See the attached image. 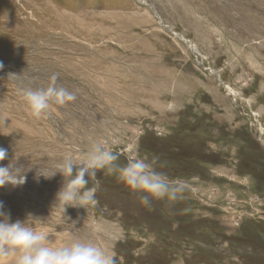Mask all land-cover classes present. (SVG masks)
I'll return each mask as SVG.
<instances>
[{
  "label": "rangeland",
  "instance_id": "1",
  "mask_svg": "<svg viewBox=\"0 0 264 264\" xmlns=\"http://www.w3.org/2000/svg\"><path fill=\"white\" fill-rule=\"evenodd\" d=\"M0 61V165L29 169L0 187L11 222L117 264H264V0H0ZM53 73L76 100L29 115L20 89ZM96 143L120 164L158 157L183 199L149 209L102 169L96 203L64 213L62 175L33 177Z\"/></svg>",
  "mask_w": 264,
  "mask_h": 264
},
{
  "label": "clouds",
  "instance_id": "2",
  "mask_svg": "<svg viewBox=\"0 0 264 264\" xmlns=\"http://www.w3.org/2000/svg\"><path fill=\"white\" fill-rule=\"evenodd\" d=\"M4 64L0 61V70ZM16 78L20 74L10 73ZM58 74L49 77L46 86L22 87L21 99L29 115L39 118L51 105L64 106L76 100V94L57 83ZM20 155L9 159L7 165H0V187L10 185L22 186L27 181L24 174L29 169L19 165ZM8 158V150L0 147V161ZM158 157L151 161L142 158H129L126 164H120L119 155L106 149L102 144L91 145L80 158L68 156L60 162L56 170L46 173L36 172L33 177L39 180L51 179L57 173L62 175L63 183L56 193L55 201L65 213L67 207H83L96 203V188H88V177H95L98 170L114 174L116 179L126 185L132 192L140 193L142 205L151 209L152 200L167 199L174 203L183 199L186 191L181 181L170 182L163 173L155 170ZM29 217V216H28ZM28 217L21 221H10V213L4 210V202L0 201V264H117L114 253H108L95 244L82 239H72L59 247L48 246L52 239L51 231L36 230Z\"/></svg>",
  "mask_w": 264,
  "mask_h": 264
},
{
  "label": "bare ground",
  "instance_id": "3",
  "mask_svg": "<svg viewBox=\"0 0 264 264\" xmlns=\"http://www.w3.org/2000/svg\"><path fill=\"white\" fill-rule=\"evenodd\" d=\"M189 44V43H188ZM190 47H192L191 45H189ZM212 73H214L217 77H218V73H217V71H215V70H212ZM217 73V74H216ZM220 81V80H219ZM226 87V86H225ZM226 88H228V87H226ZM229 89V88H228ZM230 90V89H229ZM231 91V90H230Z\"/></svg>",
  "mask_w": 264,
  "mask_h": 264
},
{
  "label": "water",
  "instance_id": "4",
  "mask_svg": "<svg viewBox=\"0 0 264 264\" xmlns=\"http://www.w3.org/2000/svg\"><path fill=\"white\" fill-rule=\"evenodd\" d=\"M217 74V73H216Z\"/></svg>",
  "mask_w": 264,
  "mask_h": 264
}]
</instances>
